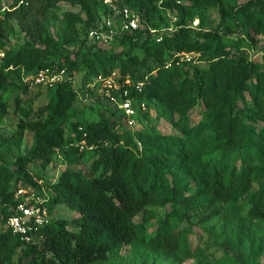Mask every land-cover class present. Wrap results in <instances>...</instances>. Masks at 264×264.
Returning a JSON list of instances; mask_svg holds the SVG:
<instances>
[{
    "label": "trees",
    "instance_id": "16d2710c",
    "mask_svg": "<svg viewBox=\"0 0 264 264\" xmlns=\"http://www.w3.org/2000/svg\"><path fill=\"white\" fill-rule=\"evenodd\" d=\"M60 1L15 0L13 9L0 15V46L6 50L0 62V117L10 112L4 97L10 85L17 82L26 94L35 90L23 82V72L64 70L73 76L77 70L80 49L15 48L10 40V19H19L23 31L35 37L36 12ZM71 1L85 13L83 61L94 72L119 71L122 85L127 77L144 81L141 92L127 87L136 100L138 119L139 102L161 105L159 119L167 121V128L139 125L132 130L125 116L110 107H100L103 114L97 120L69 122L79 93L68 78L47 87L48 101L36 108L32 100L24 105V96L17 93V129L0 136V264H103L125 246L150 247L180 262L198 257L200 264H220L191 242L193 226L216 217L222 221L219 236L227 252L244 260L242 246L250 242L251 254L264 255V54L256 60L243 39L224 41L218 31L191 27L184 18L162 41L144 28L118 37L117 43L142 49V57L132 48L107 52L87 36L99 21L100 0ZM124 1L141 10L152 26L167 25L159 20L158 0ZM177 2L163 0L162 5ZM241 10L250 31L242 27L239 32L255 42L264 33V0L248 1ZM182 52L203 53L208 65L181 61ZM196 107L204 114L198 124L191 118ZM26 131L33 134V144L28 152L17 153ZM206 131L214 135L206 137ZM57 151L66 167L55 181L34 175L31 164L37 160L47 166ZM89 160L91 166L85 169ZM35 176L47 186L52 213L67 205L79 214L74 219L78 230L69 227L68 219L54 218L26 241L7 228L17 188L38 186ZM243 198L249 204L245 215ZM152 225L157 227L149 234Z\"/></svg>",
    "mask_w": 264,
    "mask_h": 264
},
{
    "label": "rangeland",
    "instance_id": "374dc122",
    "mask_svg": "<svg viewBox=\"0 0 264 264\" xmlns=\"http://www.w3.org/2000/svg\"><path fill=\"white\" fill-rule=\"evenodd\" d=\"M220 6H208L194 4L191 0H181L177 4H171L169 7H163V0H158L160 9L159 19L163 24L173 27V31L179 28L180 21L184 18L185 24L194 28H201L204 30H215L223 36L224 41L233 43L236 40L243 39L245 47L250 51V56L256 60H261L264 54V33L256 37L255 42L252 39L245 38L240 34L239 30L243 27L250 31L245 23V16L242 13L241 7L251 0H220ZM15 0H0V15L5 11L12 10ZM186 11L185 16L184 12ZM85 13L82 11L81 6L71 0H62L54 7L47 11L36 12L35 17L38 21V30L36 36H28L22 29L21 21L17 18L10 19L9 23L12 27L10 32L11 44L15 48L19 46L29 45L37 48L47 47L50 51L58 50L60 47L66 48L70 51H77L80 49V54L77 58L78 68L73 77L76 81L75 87L78 90V97L75 102L73 116L70 121L79 119L84 122L99 119L103 112L100 107H109L110 104L106 103V99L102 97L99 90L98 83L105 82L104 77L107 74L102 72H94L93 67L87 65L82 55L86 52L87 46L83 48L80 45V36L83 32V19ZM40 31L41 37H38ZM170 31V33H173ZM49 39V40H48ZM48 40V42H47ZM116 41L114 45L103 47L107 52H121L132 48V53H138L141 57L143 51L138 46L121 45ZM200 61L197 65L205 67L208 62L205 60L204 54L200 53ZM119 77V71H116ZM104 76V77H103ZM89 79V80H88ZM134 80V79H133ZM96 83V85H95ZM43 90L41 95H37V91ZM50 90L47 87H42L30 91L26 94L19 88L18 83L10 85L4 92V97L9 99L10 112L0 117V136L8 135L17 129V123L20 119V113L15 111L14 96L19 93L24 96L25 104H30L33 101L34 107H38L46 103L50 96ZM111 108V107H110ZM162 106L152 104L146 109L140 110V117L138 119V126L145 125L144 128L165 130L167 128V121L162 118L159 119ZM146 114V116H145ZM200 107L191 113V118L194 124L200 123L204 118ZM150 125V126H149ZM204 136H213L214 132L206 131ZM1 141V139H0ZM33 144V134L26 131L23 142L17 153H26L29 151ZM92 160L84 163V168L87 169L91 166ZM66 167L64 156L61 152L54 154L53 160L47 165L43 166L41 161H34L30 170L34 175H43L45 180L54 182L58 174ZM36 177V176H35ZM38 178V177H37ZM257 188V187H256ZM243 214L248 211L249 204L246 199H242ZM157 215L163 214L164 210L152 207ZM54 218H64L70 221L69 227L73 230H78L79 226L74 222V219L79 216L77 212L69 208L67 205H59L55 208ZM157 226L152 225L149 228V234L156 229ZM222 229V221L219 217L213 218L207 224L194 225L193 234L191 235V242L193 247L200 246L211 260H219L220 264H264V255L256 251L251 254L250 242H245L242 246L244 253V260L236 259L232 252H227L223 247L220 239V231ZM103 264H200V258L195 257L180 262L178 259L170 257L164 253L157 252L150 247H131L125 246L122 250L112 254L108 261Z\"/></svg>",
    "mask_w": 264,
    "mask_h": 264
},
{
    "label": "built area",
    "instance_id": "2783aa9c",
    "mask_svg": "<svg viewBox=\"0 0 264 264\" xmlns=\"http://www.w3.org/2000/svg\"><path fill=\"white\" fill-rule=\"evenodd\" d=\"M177 1L180 2L181 0ZM100 2L102 8L99 21L96 26L88 31L87 35L88 39L99 47L111 45L126 32L143 28L147 29L152 38L157 41H162L166 34L168 35L170 31H173V27L169 25L152 26L143 17L141 10L131 7L124 0H100ZM5 56L6 50L0 46V62ZM200 57L198 52H182L180 54L181 61L193 63L200 61ZM22 77L23 82L31 89L54 87L66 78L70 79L74 85L76 84L74 77L68 76L64 70L57 72L41 69L30 74L23 72ZM117 77V73L114 71L104 77V83H98L99 81L96 83L99 85L100 94L106 99V103L110 104L109 107L124 115L130 129L136 130L138 128V107L135 98L130 96V89L127 87H134L136 91L141 92L145 82H134L131 77H127L123 81L125 86L123 87ZM138 106L139 109L143 110L146 109L147 104L143 101L139 102ZM35 181L38 186L27 184L17 188L16 202L11 206V214L6 222L7 228L26 241L33 239L36 231L51 222L55 214L51 212L49 207L51 196L47 186L44 185L42 179L35 177Z\"/></svg>",
    "mask_w": 264,
    "mask_h": 264
}]
</instances>
